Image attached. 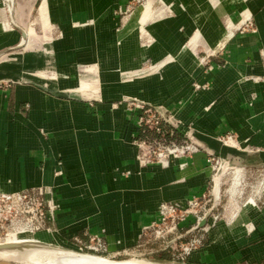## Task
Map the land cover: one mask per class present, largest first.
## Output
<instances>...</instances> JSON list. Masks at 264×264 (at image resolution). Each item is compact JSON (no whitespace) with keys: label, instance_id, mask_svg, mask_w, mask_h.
Returning a JSON list of instances; mask_svg holds the SVG:
<instances>
[{"label":"crops","instance_id":"obj_1","mask_svg":"<svg viewBox=\"0 0 264 264\" xmlns=\"http://www.w3.org/2000/svg\"><path fill=\"white\" fill-rule=\"evenodd\" d=\"M139 1L28 0L34 21L23 29L5 15L14 0H0V190L47 189L50 228L37 234L49 244L98 234L116 250L136 245L161 202L204 193L209 155L264 157V0H150L170 6L145 24ZM236 5L249 15L236 14L241 26L227 35L222 17ZM82 80L96 90H80ZM128 98L159 104L203 150L153 160ZM228 132L242 152L224 148ZM229 225L210 232L207 253L263 261L264 214Z\"/></svg>","mask_w":264,"mask_h":264},{"label":"rangeland","instance_id":"obj_2","mask_svg":"<svg viewBox=\"0 0 264 264\" xmlns=\"http://www.w3.org/2000/svg\"><path fill=\"white\" fill-rule=\"evenodd\" d=\"M12 1V0H11ZM28 0H14V4L12 6V10L6 13V17H9L8 22L9 26H12L16 23L23 29L29 28L33 26L34 21V12L25 13L26 12V3ZM157 2L160 0H156ZM143 0H140L136 6H140ZM237 2V0H236ZM163 7H157V4L150 3V0H144L143 2V10H142V23L145 24L156 17H161L165 14V9L170 6L166 4V2H162ZM152 4V5H151ZM23 6L24 13H19L16 11V8H20ZM148 6H151L148 8ZM19 10V9H18ZM233 15L230 16H223V25L227 30V35L233 34L240 26H241V16L242 19L245 20L249 14L244 13V11H240V6L236 5ZM239 14L237 20L235 19V15ZM50 24V23H49ZM36 27V26H34ZM51 25L49 26V28ZM37 28V32L41 35L43 33ZM48 28V29H49ZM142 32L146 33L147 31L142 27ZM45 33V32H44ZM36 35V34H35ZM52 35V33H51ZM54 35V34H53ZM52 35V36H53ZM37 36V35H36ZM43 38V37H42ZM43 42V40H42ZM26 45H29L28 40L26 41ZM35 47V46H34ZM33 48V47H32ZM198 64L201 67L209 68V63L204 62L203 55L200 54L197 57ZM153 74H161V67L158 66L152 67ZM125 74V73H123ZM137 74V72H136ZM126 79V78H125ZM79 89L86 92L88 89H95L97 85L94 83H90L89 81L82 80L80 82ZM137 100L142 101L139 98H135ZM147 107H152L154 110L157 109L158 117L163 120L161 122L162 130L159 132L155 129L154 124H149V126H143V124L139 123L140 114L138 116V127L141 129L140 134L137 135V140H142L148 138L150 141L151 149L153 151H159L162 146L168 144L171 140H176L178 142L184 141H193L196 145L199 146L200 150H203L201 144L197 141H194L191 137L194 134V130L191 128L185 127L183 128V122L175 121V117L170 112L162 111L158 108L159 104H154L150 102H146ZM172 117V119H171ZM174 130V134L171 135L170 131ZM232 136L231 138H229ZM222 143L224 144V148L232 149L235 151L242 152L243 149L240 146L239 141L235 138V133H226L223 136H220ZM254 152V151H253ZM192 156L186 155V157ZM209 166L213 172L212 180L208 185L207 189L199 196L203 198V195H206V199L210 200L207 206L208 214L206 215L207 220L203 224V226L195 229L203 220L197 224V220L194 217V214H190L186 217L185 220L179 221L178 229L175 232L166 233H156V230L152 227L154 224H158L160 222H154L153 224L149 225L148 227L144 228L141 237L139 238L136 245L127 246V248L122 249H114L111 248L109 245V241L105 236L98 235V234H88L84 238H79L82 241L79 245L75 248L61 246V245H54L49 244V242L43 241L38 234L35 236L37 240L35 243H22L23 251L28 252L32 249H37L40 251H50L54 250L55 248H64L69 250H75L86 254H96L101 257H109L116 261H125L128 260L129 262L136 261V260H153L165 264H264L263 261L257 262H245V261H233L221 263L216 258L213 257V254L207 253L206 247L212 243V238L210 237V232L217 228L222 223L230 224L229 226H233L235 221L240 219L241 216L244 215H255V214H264V161L259 158H250L247 161L243 162L242 165L231 163L232 166L224 169L220 166L221 159L224 160L226 166L230 162L225 158H220L216 156L214 153L209 155ZM153 160L159 162L157 159L153 157ZM218 162V163H217ZM229 162V163H228ZM236 167L243 168L244 176L243 181L240 185L237 186L238 194L235 196V200L231 202L230 195L228 193V189L231 186L232 182L234 181L232 171ZM218 173V175L214 179V174ZM215 181H214V180ZM219 187L215 193V188ZM193 197V198H195ZM253 199L254 201H252ZM182 200H168V202H175ZM185 202V200H183ZM162 203V202H161ZM160 203V204H161ZM159 204V206H160ZM159 208V207H158ZM239 210L236 213V216H233L236 212V209ZM160 215V212H159ZM50 228V220L46 221V224L43 228L38 232H48ZM206 229L208 231H206ZM37 232V233H38ZM199 237L201 242L199 247L190 252L189 254L185 252V247L190 244V242ZM4 237H0V244H2ZM98 238L101 239V245L98 246V250L91 249L89 246L96 244L98 245ZM58 246V247H56ZM200 254V259L196 258ZM212 255V256H211Z\"/></svg>","mask_w":264,"mask_h":264},{"label":"built area","instance_id":"obj_3","mask_svg":"<svg viewBox=\"0 0 264 264\" xmlns=\"http://www.w3.org/2000/svg\"><path fill=\"white\" fill-rule=\"evenodd\" d=\"M137 104L141 109L139 123L143 124V126L154 124L155 129L160 132L163 120L158 117L157 109L154 110L151 106L147 107L146 104ZM170 133L173 135L174 130H171ZM149 141L148 138L139 140V142L150 148L152 156L161 163L166 162L172 156L182 157L200 150L199 146L191 140L184 142L171 140L168 144L162 146L159 151H153L151 149L152 144ZM46 195L47 189L43 186L15 192L0 190V237H4L10 229H18L20 233H37L40 231L49 219L48 213L50 209ZM209 201V199H206V195H203V198L195 197L185 202L164 201L159 206L160 222L152 225V227L158 234L175 232L178 229L179 221L185 220L190 214H194L197 224H199L208 214L207 206ZM206 231L208 230L206 229ZM200 242L199 237L194 238L185 247V252L189 254L196 250ZM100 245L101 239L98 238V245L93 244L89 247L98 250Z\"/></svg>","mask_w":264,"mask_h":264},{"label":"bare ground","instance_id":"obj_4","mask_svg":"<svg viewBox=\"0 0 264 264\" xmlns=\"http://www.w3.org/2000/svg\"><path fill=\"white\" fill-rule=\"evenodd\" d=\"M25 40L26 35H25ZM27 41V40H26ZM26 41L23 43L26 44ZM229 163V162H228ZM226 169L230 167V163L224 166ZM235 168V167H234ZM241 167H236L231 173L233 175L234 181L228 189L230 195V201L235 200V196L240 193V190L237 189V186L243 181L244 172ZM215 193L218 189L215 188ZM254 201L253 199H251ZM233 216H236L237 211ZM18 229H10L9 232L4 236L2 244H0V264H165L153 260H136L129 262L125 261H116L109 257H101L96 254H86L75 250H69L64 248H55L50 251H40L37 249H32L30 251L24 252L22 243H35L37 233H20ZM58 247V246H56Z\"/></svg>","mask_w":264,"mask_h":264},{"label":"water","instance_id":"obj_5","mask_svg":"<svg viewBox=\"0 0 264 264\" xmlns=\"http://www.w3.org/2000/svg\"><path fill=\"white\" fill-rule=\"evenodd\" d=\"M23 34H24V37H25V35H26V32L25 31H23ZM130 101H132V102H134V103H141V104H145V102L144 101H140V100H137V99H134V98H128ZM261 154H262V152H261ZM264 156V155H263ZM221 158V157H220ZM263 161H264V157L263 158H261ZM223 163H224V160H222L221 159V164H220V166L223 168ZM235 164H239V165H242L243 164V162H239V163H235ZM230 166H232L231 165V163H230ZM218 175V173H215L214 174V179H215V177ZM213 179V180H214ZM215 181V180H214ZM51 212L50 213H48V216H49V220H51ZM206 220H207V217H205L204 218V220L195 228V229H197V228H199V227H201V226H203V224L206 222Z\"/></svg>","mask_w":264,"mask_h":264}]
</instances>
